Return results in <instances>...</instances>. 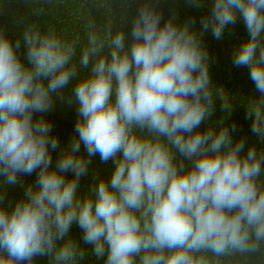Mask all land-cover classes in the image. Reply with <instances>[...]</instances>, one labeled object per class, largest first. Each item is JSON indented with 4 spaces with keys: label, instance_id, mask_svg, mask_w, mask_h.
I'll list each match as a JSON object with an SVG mask.
<instances>
[{
    "label": "clouds",
    "instance_id": "obj_1",
    "mask_svg": "<svg viewBox=\"0 0 264 264\" xmlns=\"http://www.w3.org/2000/svg\"><path fill=\"white\" fill-rule=\"evenodd\" d=\"M238 18L232 66L264 143V0H211L201 33L144 5L127 35L90 23L79 51L36 23L15 42L0 29V205L23 188L0 206V264H264V148L234 140L202 44ZM57 102L75 105L67 142L46 118Z\"/></svg>",
    "mask_w": 264,
    "mask_h": 264
},
{
    "label": "trees",
    "instance_id": "obj_2",
    "mask_svg": "<svg viewBox=\"0 0 264 264\" xmlns=\"http://www.w3.org/2000/svg\"><path fill=\"white\" fill-rule=\"evenodd\" d=\"M148 5L162 14L163 21H174L187 24L192 30L201 33L200 21L210 15L211 0H199L194 4L192 0H0V29L13 42L20 38L22 30L33 23L41 31H55L69 43L75 42L77 49L86 43V27L95 23L102 34L110 27L123 30L126 35L130 32L132 20L139 7ZM248 35L243 21L237 19L235 25H229L222 39L213 38L211 31L202 33V44L209 58V71L212 82L217 87L225 90L226 99L236 106L230 114L227 124L237 126L234 140L245 137L248 145H255L257 150L264 148L256 136L252 135L251 121L245 115V105L255 93L254 85L249 79L248 69L232 66V52ZM128 36L126 46L130 44ZM23 44L20 50L21 59H24ZM26 62V60H25ZM65 96L70 95V89L65 90ZM55 99V97H54ZM219 106L212 117V121L220 118ZM39 114L34 118H38ZM46 118L53 125V134L58 135L62 141L67 142L72 135L74 121L76 119L75 105L57 102L52 111L46 114ZM207 125H202L201 130ZM57 154L53 153V158ZM95 164H98V158ZM95 166V165H94ZM101 169L109 165H99ZM35 173L31 176L20 177L25 184L35 182ZM23 195L20 186L7 189L3 204L8 207ZM10 210V209H9ZM75 235H79L78 229H73ZM36 264H44L37 258ZM86 264H96L92 259L86 260Z\"/></svg>",
    "mask_w": 264,
    "mask_h": 264
}]
</instances>
